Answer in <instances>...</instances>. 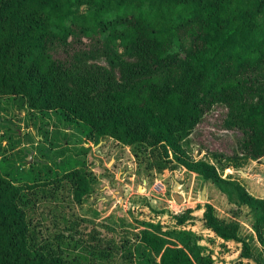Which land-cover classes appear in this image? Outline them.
<instances>
[{"label": "trees", "instance_id": "1", "mask_svg": "<svg viewBox=\"0 0 264 264\" xmlns=\"http://www.w3.org/2000/svg\"><path fill=\"white\" fill-rule=\"evenodd\" d=\"M95 43L109 47L113 61L112 47L136 56L123 84H70L79 74V52ZM263 62L264 0H0V96L22 98L32 113L56 112L66 128L82 126L88 138L128 146L152 138L230 201L249 206L257 233L264 230V198L237 178H224L215 164L189 156L185 144L211 102L242 99L244 151L264 156V101L251 105L246 94ZM60 167L82 203L92 188L91 170L72 158ZM42 173L3 157L0 145V264H70L30 244L21 200ZM206 207L205 221L219 237L248 245L238 225L223 224L215 207ZM190 217L178 216V225ZM140 235L160 264H215L192 230H163L149 221Z\"/></svg>", "mask_w": 264, "mask_h": 264}, {"label": "rangeland", "instance_id": "2", "mask_svg": "<svg viewBox=\"0 0 264 264\" xmlns=\"http://www.w3.org/2000/svg\"><path fill=\"white\" fill-rule=\"evenodd\" d=\"M108 48L95 43L79 52V74L70 80L73 87L125 82L136 56L112 47L113 61ZM180 53L184 58L185 53ZM256 71L259 81L246 90L251 105L264 101V62ZM242 104V99L234 105L223 99L211 102L185 148L189 156L215 164L224 178L233 176L251 194L264 198V156L254 159L244 151L245 134L239 123ZM84 131L82 126L66 128L56 112L32 113L22 98L0 96L3 157L43 172L42 181L27 187L21 200L32 230V247L70 264H160V257L141 240L140 231L151 221L163 230L185 226L195 230L203 253L211 255L215 264L264 262V230H255L249 206L230 201L212 180L178 163L152 138L128 146L108 137L88 138ZM64 134L69 138L64 139ZM71 158L85 161L92 172V188L82 203L75 199L74 182L62 177L60 164ZM163 165L166 168L160 169ZM204 186L206 200L202 199ZM177 193L183 201L176 199ZM207 203L215 207L220 222L239 226L248 245L225 240L207 225ZM181 215L191 217L179 226ZM168 238L178 241L176 235Z\"/></svg>", "mask_w": 264, "mask_h": 264}, {"label": "water", "instance_id": "3", "mask_svg": "<svg viewBox=\"0 0 264 264\" xmlns=\"http://www.w3.org/2000/svg\"><path fill=\"white\" fill-rule=\"evenodd\" d=\"M178 185H181V184L178 183ZM206 190H207V187L204 186V188H203V194H202V199L203 200H206L207 199ZM176 199L179 200V201H183L184 200L183 197H181L179 193L176 194Z\"/></svg>", "mask_w": 264, "mask_h": 264}, {"label": "crops", "instance_id": "4", "mask_svg": "<svg viewBox=\"0 0 264 264\" xmlns=\"http://www.w3.org/2000/svg\"><path fill=\"white\" fill-rule=\"evenodd\" d=\"M185 228H187L186 226H185ZM189 229V228H188ZM193 231H195V230H193Z\"/></svg>", "mask_w": 264, "mask_h": 264}]
</instances>
